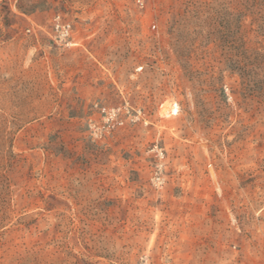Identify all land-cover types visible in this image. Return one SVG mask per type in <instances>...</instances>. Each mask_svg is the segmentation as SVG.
<instances>
[{
  "label": "rangeland",
  "instance_id": "obj_1",
  "mask_svg": "<svg viewBox=\"0 0 264 264\" xmlns=\"http://www.w3.org/2000/svg\"><path fill=\"white\" fill-rule=\"evenodd\" d=\"M0 264H264V0H0Z\"/></svg>",
  "mask_w": 264,
  "mask_h": 264
},
{
  "label": "built area",
  "instance_id": "obj_2",
  "mask_svg": "<svg viewBox=\"0 0 264 264\" xmlns=\"http://www.w3.org/2000/svg\"><path fill=\"white\" fill-rule=\"evenodd\" d=\"M55 29L57 31L56 39L58 42L72 44L68 42L72 36L71 24L62 21L60 18H57L55 23Z\"/></svg>",
  "mask_w": 264,
  "mask_h": 264
},
{
  "label": "bare ground",
  "instance_id": "obj_3",
  "mask_svg": "<svg viewBox=\"0 0 264 264\" xmlns=\"http://www.w3.org/2000/svg\"><path fill=\"white\" fill-rule=\"evenodd\" d=\"M164 113H174L176 114L178 112V106L176 104L174 105H167V107L165 108V110H163Z\"/></svg>",
  "mask_w": 264,
  "mask_h": 264
}]
</instances>
